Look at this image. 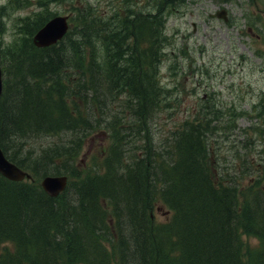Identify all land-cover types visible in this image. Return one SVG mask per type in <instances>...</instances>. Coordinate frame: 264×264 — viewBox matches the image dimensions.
Here are the masks:
<instances>
[{
	"label": "trees",
	"instance_id": "obj_1",
	"mask_svg": "<svg viewBox=\"0 0 264 264\" xmlns=\"http://www.w3.org/2000/svg\"><path fill=\"white\" fill-rule=\"evenodd\" d=\"M153 1L150 12L134 17L129 0L116 1L119 8L106 16L78 7L82 30L48 47H36L32 36L54 14L27 17L23 41L6 54L0 142L12 161L38 178L70 173L74 179L52 197L36 177L16 182L0 174V264H264V157L255 169L258 185L238 177L250 165L216 168L209 135L225 125L213 123L223 112L209 104L165 136L154 129L157 112L171 102L159 83L166 43L160 26L179 0ZM125 95L134 118L130 134L117 141V121H110L108 155L77 171L83 134L100 126L97 116ZM260 100L253 106L260 121L254 132L264 123ZM62 135L70 139L35 156L18 148L23 139ZM128 136L136 148L126 160ZM157 205L172 212L168 220H154ZM243 235L259 237L261 245L247 254Z\"/></svg>",
	"mask_w": 264,
	"mask_h": 264
},
{
	"label": "rangeland",
	"instance_id": "obj_2",
	"mask_svg": "<svg viewBox=\"0 0 264 264\" xmlns=\"http://www.w3.org/2000/svg\"><path fill=\"white\" fill-rule=\"evenodd\" d=\"M116 1L118 0H18L14 4L0 0V49L6 55L17 48L26 34L24 23L28 20L27 17H35L36 13L69 15L71 32L65 38L66 41L76 37L82 30V22L76 13L78 7L84 12H100L106 16L119 8ZM183 1L185 0H179L175 5L178 6ZM185 2L184 6L178 7L179 11L174 7V12L168 13L166 33L169 36L164 44L159 83L171 102L168 108L163 106L157 112L154 129L158 131L157 136H165L179 122L199 114L203 104L214 105L223 113L213 123L224 124L225 128L213 136L209 135L212 142V164L216 166L222 161L224 170H231L230 164H235L239 170L243 164L250 165L252 169L248 174L242 175L240 172L238 177L244 185H258L259 175L255 169L262 160V139L256 137V132L251 127H256L255 124L260 122L253 106L264 94V58L256 55L258 51L264 53V0ZM129 4L132 10L129 17L138 15L140 10L148 13L155 5L152 0H130ZM222 9H227V21L216 17ZM97 49L100 51L101 43H98ZM128 98L125 95L118 99L107 113L97 116L102 121L100 126L83 134V146L75 159L77 171L84 173L90 165L100 164L108 155L113 144V136L107 127L111 122L114 126L113 121L118 124L115 126L119 128H115L118 136L117 139L114 138L117 141L130 134V123L134 118L130 115L129 108L124 106V101ZM229 109H233V112L230 113ZM99 112L100 109L96 110V114ZM71 136L69 133L68 137ZM68 137H36V140L23 139L22 142H34V146L38 147L33 150L35 156L42 147L54 142H64L70 139ZM129 137L123 145V157L126 160L130 159L133 148H136L135 143L129 142ZM253 141H257L256 147L247 148ZM10 143L13 145V141ZM11 144L7 143L10 152L17 148H12ZM20 147H23L24 152L31 151L22 144L18 145ZM140 151L139 149L138 152ZM68 179L70 181L74 178L69 174ZM153 215L154 220L160 223L168 220L171 213L157 205ZM242 237L247 254L249 250L253 252L261 245V240L254 235ZM3 245L12 246V243L6 242Z\"/></svg>",
	"mask_w": 264,
	"mask_h": 264
},
{
	"label": "water",
	"instance_id": "obj_3",
	"mask_svg": "<svg viewBox=\"0 0 264 264\" xmlns=\"http://www.w3.org/2000/svg\"><path fill=\"white\" fill-rule=\"evenodd\" d=\"M68 29L67 16H57L49 20L34 35L33 41L39 47H44L55 43L62 38ZM2 92V71L0 65V96ZM0 171L7 177L14 180H21L25 176V172L16 165L10 163L3 155L0 149ZM45 190L52 196H56L67 185L65 176H47L42 182Z\"/></svg>",
	"mask_w": 264,
	"mask_h": 264
},
{
	"label": "bare ground",
	"instance_id": "obj_4",
	"mask_svg": "<svg viewBox=\"0 0 264 264\" xmlns=\"http://www.w3.org/2000/svg\"><path fill=\"white\" fill-rule=\"evenodd\" d=\"M6 2L7 1H9V0H5ZM45 1V0H44ZM130 1V0H129ZM185 1H187V0H185ZM185 1H183V2H181L180 4L178 3V6H176L175 4L177 3V2H174L173 4H171V6H169V8H167V10L164 12V16H163V24H162V26H160V30L162 31V32H164V42H167L168 41V36H169V34L168 33H166V29H167V21H168V13H173L174 12V7L175 8H181V6L183 5L184 6V4L186 3ZM152 2H154L153 0H152ZM185 2V3H184ZM154 4H155V2H154ZM156 5V4H155ZM178 8V10L177 11H179L180 9ZM171 11V12H170ZM142 12H145V11H142ZM163 55V54H162ZM162 55H161V58H160V61H159V70H160V64H161V61H162ZM262 98V99H261ZM260 99V101L261 102H263L264 103V94H263V97H261ZM210 106H212L213 108H216L214 105H212V104H209ZM263 110H264V104H263ZM215 114V111H210L209 112V116L210 117H213V115ZM45 118V117H44ZM40 124V123H39ZM154 125V122L153 121H151V126H153ZM220 131V130H219ZM218 131V132H219ZM258 136L260 137L259 139H262L261 141H262V147L260 148V151L262 152V156L264 157V123L263 124H260L258 127H257V132H256V137L258 138ZM48 137H51V136H48ZM203 140V139H202ZM23 145L25 146V147H27V148H29V149H32V150H36V149H38V147L37 146H34V142H30V141H24L23 142ZM245 145H247V143L245 144ZM256 145H257V141H253V143L252 144H250V145H247L246 147L247 148H249V149H252V148H254V147H256ZM3 148H5V146L3 145V144H1L0 145V149H1V151L2 152H4V153H6L4 150H3ZM7 148V147H6ZM42 149V148H41ZM218 165H219V168H220V170L221 171H223L224 170V168H223V165H224V163L222 162V161H220V163L218 162ZM230 165H232V169L231 170H233V167L235 166L236 167V165L235 164H230ZM234 165V166H233ZM243 165H245L246 166V164H243ZM245 166H243L244 168H245ZM216 168H218V166L216 165ZM218 168V169H219ZM230 170V171H231ZM1 174V173H0ZM43 190H45V188H43ZM45 192L48 194V195H50L46 190H45ZM50 196H52V195H50ZM52 197H56V196H52ZM54 232V231H53ZM257 237V236H256ZM257 238H259V237H257ZM56 239V238H55ZM260 239V238H259ZM137 247V246H136ZM138 254H139V252H138ZM249 256H250V254H249ZM140 257V256H139ZM247 257V256H246ZM246 259V258H245ZM244 261V260H243ZM3 262V261H2ZM7 262V261H6ZM8 264V263H7Z\"/></svg>",
	"mask_w": 264,
	"mask_h": 264
}]
</instances>
